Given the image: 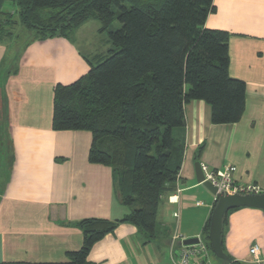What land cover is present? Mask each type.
<instances>
[{
	"label": "crops",
	"instance_id": "crops-1",
	"mask_svg": "<svg viewBox=\"0 0 264 264\" xmlns=\"http://www.w3.org/2000/svg\"><path fill=\"white\" fill-rule=\"evenodd\" d=\"M213 6L204 27L228 33V73L245 83L243 114L235 123L213 124L207 102L184 103L180 167L150 241L122 221L131 208L116 194L111 168L89 162L91 132L52 128L55 86L85 75L111 47L108 38L105 49L89 51L64 36L21 46L16 38L0 41V264H70L67 254L83 241L76 223L87 218L118 222L92 245L89 263L172 264L180 240L206 243L215 204L195 179V162L234 166L237 182L264 192V0H213ZM10 45L20 49L12 52ZM224 221L221 245L228 258L256 264L249 248L257 244L264 264V211L233 208ZM209 264L229 263L209 250Z\"/></svg>",
	"mask_w": 264,
	"mask_h": 264
},
{
	"label": "trees",
	"instance_id": "trees-1",
	"mask_svg": "<svg viewBox=\"0 0 264 264\" xmlns=\"http://www.w3.org/2000/svg\"><path fill=\"white\" fill-rule=\"evenodd\" d=\"M12 1L13 13L0 0V41L24 33L30 36L25 44L68 37L88 20L107 33L111 47L88 72L55 86L52 128L91 132L89 162L111 168L116 194L131 208L122 221L154 239L162 197L182 158L184 103L207 102L213 124L235 123L244 110L245 83L228 73V33L204 27L213 0ZM117 223L78 221L83 241L67 254L70 264H91L90 248ZM209 225L210 219L205 242L211 252Z\"/></svg>",
	"mask_w": 264,
	"mask_h": 264
},
{
	"label": "built area",
	"instance_id": "built-area-1",
	"mask_svg": "<svg viewBox=\"0 0 264 264\" xmlns=\"http://www.w3.org/2000/svg\"><path fill=\"white\" fill-rule=\"evenodd\" d=\"M200 169L203 174V181H208L216 188L213 197L214 202L217 201L219 194H260L263 193L259 185L254 183L237 182L234 177L235 167L231 165L224 166L219 169H211L205 163L199 162ZM177 214L174 213V216ZM198 242L194 244L184 245L180 240V246L175 253V259L172 264H209V249L200 237ZM259 246L253 244L249 248V253L253 256L254 262L260 264L258 259Z\"/></svg>",
	"mask_w": 264,
	"mask_h": 264
},
{
	"label": "water",
	"instance_id": "water-1",
	"mask_svg": "<svg viewBox=\"0 0 264 264\" xmlns=\"http://www.w3.org/2000/svg\"><path fill=\"white\" fill-rule=\"evenodd\" d=\"M194 168L197 183L202 184L211 194L215 195V186L208 181H203V174L199 162L194 163ZM238 207H253L264 211V192L260 194L218 195L210 216L208 239L214 256L225 261H228L229 258L223 252L221 245L222 220L230 209ZM197 242V237L182 240V244L184 245Z\"/></svg>",
	"mask_w": 264,
	"mask_h": 264
},
{
	"label": "rangeland",
	"instance_id": "rangeland-1",
	"mask_svg": "<svg viewBox=\"0 0 264 264\" xmlns=\"http://www.w3.org/2000/svg\"><path fill=\"white\" fill-rule=\"evenodd\" d=\"M3 8L6 11L13 13L15 11L16 7H15V4L12 0H5ZM14 18L16 19V16H14ZM93 22H95V23H93ZM95 24L97 27L100 26L99 21L89 20L86 23H84L82 26H80V28L78 29L79 33H77V31L74 30L68 34L69 38L76 40V43L79 46V49L81 51H89V50H94V49H98V50L99 49H105L104 43H105V40L108 38V35H107V33H101V34L98 33L97 27H95ZM114 27L115 28L119 27V23L117 22V20H115ZM15 29L21 33V26L19 24H18V26L15 27ZM20 37L21 38H19V40H17L18 46H21L22 44H24L30 36L27 33H24ZM86 45H90L91 47H93V49H89ZM16 49L14 46L13 47L11 46L9 48V50L12 52H14ZM18 49H20V47H18ZM211 254H212V251H211Z\"/></svg>",
	"mask_w": 264,
	"mask_h": 264
}]
</instances>
